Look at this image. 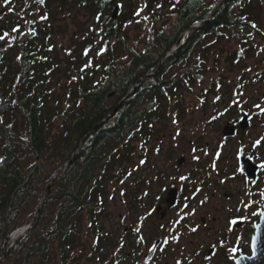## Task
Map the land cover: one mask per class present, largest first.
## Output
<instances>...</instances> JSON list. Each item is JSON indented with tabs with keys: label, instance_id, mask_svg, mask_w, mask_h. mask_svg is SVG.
Wrapping results in <instances>:
<instances>
[{
	"label": "trees",
	"instance_id": "16d2710c",
	"mask_svg": "<svg viewBox=\"0 0 264 264\" xmlns=\"http://www.w3.org/2000/svg\"><path fill=\"white\" fill-rule=\"evenodd\" d=\"M218 1L148 0L156 19L167 3L176 16L173 21L168 18L156 30L153 43L146 42L142 49L126 40L123 11L115 18L100 13L96 14L101 18L100 27L69 48L63 68L51 51H45L46 58L38 61H32V54L24 55L20 78V71L10 75L0 64V264H78L84 236L93 240L90 254L96 252L100 263L111 261L113 236L105 223L106 202L111 183L122 184L126 179L122 164L131 158V142L141 135L147 141L156 131V124L164 119L177 90L186 87L184 79L190 78L192 70L195 80L203 78V63L211 46H217L230 31L248 40L257 30L251 6L263 0H222L217 5ZM216 6L209 20L190 30L183 43L162 59L184 31L207 19ZM95 35L101 38L96 40ZM192 60L197 63L181 77L173 72L175 66ZM137 80L136 89L55 175L34 225L8 246L12 233L35 217L53 174ZM188 80L189 85L194 81ZM29 155L34 160L24 161ZM33 198L34 212L21 219Z\"/></svg>",
	"mask_w": 264,
	"mask_h": 264
},
{
	"label": "rangeland",
	"instance_id": "374dc122",
	"mask_svg": "<svg viewBox=\"0 0 264 264\" xmlns=\"http://www.w3.org/2000/svg\"><path fill=\"white\" fill-rule=\"evenodd\" d=\"M120 1V9L125 13L122 19L124 29H126L124 35L130 45L136 49L144 48L146 42L153 43L156 30L164 26L168 18L173 21L176 16L172 13L173 6L168 5V3L162 6V15H157L158 19H156L147 5L148 0ZM211 1L209 0V2ZM255 3L251 6V9L252 14L256 16V32L250 34L248 40H244L235 37L233 31H230L220 39L217 46H211L203 63V78L190 86L186 85L185 88L180 87L181 89L177 90L176 95L167 107L164 119L156 124V131L147 141H145V136L141 135L137 136L138 140L131 142L133 146L131 158L122 164L127 167L126 179L122 184L111 183L110 185L109 197L106 202L107 215L105 217L108 229L116 227L117 223L119 224L120 221L117 222V215H125L130 210L129 200L134 205L132 212L138 213L146 210L147 200L143 197L144 183L148 180L157 179V167H163L160 172H168L174 165L180 175L181 173L191 174L193 172L194 180L196 179L195 175L200 174L195 166L200 169L201 167L210 169L211 166L217 163L220 166L221 174L230 176L234 171L231 153L234 152L235 147H238V136L227 139V142L219 147L217 146V137L221 132V128L224 127L226 119L232 118L237 121L240 117L241 112H237L238 107L251 116L250 124L245 132L247 144L251 145L264 136V111H262L264 109V0ZM159 6L157 4L156 7ZM54 10L51 22L48 21V23H51L50 29L55 34L54 40L57 45L55 49L59 50L58 54L61 58H65L67 48L72 49L75 44L90 38L95 33H93V29L97 30L100 25H96L92 18H88L87 10L78 11V7L74 4L66 8L57 7ZM29 21V19H24L23 25L25 28V23H29ZM100 38L99 35L94 36L96 40ZM213 38L217 37L213 36ZM210 40H213L210 42H214V39ZM236 51L241 53L238 54ZM230 54L234 56L229 57ZM99 57H101L100 54L97 58ZM192 63L195 64L197 61L192 60L188 67ZM60 66L63 68L64 63ZM101 66H103V63ZM184 69V66L181 65L174 68L173 72L176 71L177 73V70L184 71ZM256 74L261 76L253 79ZM73 80H75V77ZM257 105L261 107L257 108ZM228 108L229 112H227ZM190 140L195 142V145L189 144ZM217 148L224 153L223 157L220 152L215 151ZM253 152L257 153V160L264 163V141ZM182 155L186 157V162L183 166L178 167L176 162ZM226 159L228 162H226ZM27 160L33 161L34 157L25 156L24 161ZM192 160H195L196 163ZM198 160H203V162ZM142 161L143 163H141ZM35 162L37 164L36 160ZM151 164L156 166L152 171H150ZM225 167L227 168L226 171ZM259 176V182L255 183L254 187L264 203V168H260ZM166 180V184L168 181L175 182L170 177H166ZM176 180L177 183L181 179L177 177ZM227 182L229 186H234L236 191L239 190L237 187L241 186L237 181L227 179ZM138 185H142L143 188L137 189ZM132 189L142 194V197L139 198L138 194L132 192ZM242 191H247V189ZM201 196L202 194L199 191L192 199V202L195 203H191L181 212L198 215L207 213L210 202L206 199L200 202ZM35 199H31L26 204L21 219L29 218L34 212L36 208ZM133 199L136 203L133 202ZM237 199L240 202L242 201L240 195ZM212 201L215 203L216 199ZM135 205L138 207L135 208ZM240 209L243 217L246 218L249 213L248 201L244 202ZM252 210L254 211L255 208ZM222 214L219 215L218 220V226L220 227L225 225V221L227 222L225 210H222ZM254 222L255 219L247 221L243 230L239 232L234 230V233L227 235L229 241L234 242V244L238 243V238L241 243L249 241V236L252 234L251 227ZM126 225L127 221L123 220L118 226L119 230H122ZM92 241L88 236L83 237L84 245L78 252V264H101L100 259L96 257L97 253L92 252L90 254L89 252ZM246 248L248 249V243ZM89 255L92 257L88 258ZM93 257L95 259H92Z\"/></svg>",
	"mask_w": 264,
	"mask_h": 264
},
{
	"label": "flooded vegetation",
	"instance_id": "af4514ba",
	"mask_svg": "<svg viewBox=\"0 0 264 264\" xmlns=\"http://www.w3.org/2000/svg\"><path fill=\"white\" fill-rule=\"evenodd\" d=\"M73 4L78 7V11L87 10L88 18H92L96 25H100L101 21V18H98L96 14L103 13L111 16L116 5L119 6V13L120 10L122 11L120 0H8V3L0 0V36H4V39H0V64L7 67L10 75L20 71L18 77H21V72L24 69L22 58L26 54H32V61L34 59L38 61L40 58L45 59L49 51L54 56L57 45L54 40L55 34L50 29L51 23L48 21L51 22L54 9L57 7L66 8ZM24 19L30 20L29 23H25L26 28L23 25ZM102 19L104 18L102 17ZM94 32H96L95 28ZM5 33L8 35L5 36ZM183 40L184 38L180 44L183 43ZM56 51L55 55L60 65L64 63L61 60L64 57L61 58L58 54L59 50ZM68 53L69 48H67L65 56ZM179 66L181 65H177L175 68ZM183 66L184 71L177 70L179 76H182L188 68H192L188 67V64ZM194 72L195 70H192L190 78L184 79L186 85H189L186 82L189 81L188 79H194L193 83L197 81L194 78ZM256 75L253 76V79L261 76ZM227 112H229V108ZM237 112H241L237 121L232 118L226 119L225 125L217 137V146L219 147L227 142V139L238 136V147H235L234 152L231 153L234 171L230 176L228 174L223 176L217 163L210 169L202 167L200 169L195 166L200 174H196L194 180L193 172L180 175L173 164H171L173 168L168 172H160L163 167H157V179L144 183L143 197L147 200L146 210L138 213L132 212L134 205L129 200L130 210L127 211V214L116 216L117 222L120 221L119 224L126 220L127 225L122 230H119L118 223L114 228H107L113 236L110 249L111 261L105 259L101 264H236L240 256L251 254V237L264 207L262 197L254 187L260 179L261 163L257 160V153L253 152L258 146L254 147V143L248 145L245 139V132L250 124L251 116L245 110H240L239 107ZM244 116L247 118L245 123L242 120ZM227 128H230L228 131L233 130L234 132L226 135L225 129ZM191 143L195 145L192 140L189 144ZM215 151L220 152L218 148ZM220 153L223 157L224 153ZM244 156L250 158L254 164L253 169L256 168L255 176L252 179L241 169V161L244 163L246 161ZM192 161L196 163L195 160ZM198 161L203 162V160ZM185 162L186 157L182 155L178 158L176 165L181 167ZM226 162H228L227 159ZM154 167L156 166L151 164L150 171L154 170ZM248 170L251 171V169ZM166 177L173 178L175 182L168 181L166 184ZM177 177L180 179L184 177V179L176 183ZM227 179L240 183L241 186L237 187L239 190L236 191L234 186H229ZM141 186L138 185L137 189H142L143 186ZM243 189H247V191H242ZM199 191L202 194L200 202L203 199L210 202L207 213L198 215L181 212L191 203H195L192 202V199ZM132 192L138 194L139 198L142 197V194L133 189ZM238 195L241 197V202L237 199ZM214 199H216L215 203L212 201ZM247 201L249 213L244 218L240 207ZM133 202L136 203L134 199ZM140 202L141 199L138 202L139 205ZM137 207L135 205V208ZM222 210H225L227 222L225 221V225L220 227L218 220L219 215H223ZM254 219L249 241L241 243L239 238L237 244L229 241L227 235L234 233V230L236 232L243 230L245 223ZM247 243L248 249L246 248Z\"/></svg>",
	"mask_w": 264,
	"mask_h": 264
},
{
	"label": "water",
	"instance_id": "95a60500",
	"mask_svg": "<svg viewBox=\"0 0 264 264\" xmlns=\"http://www.w3.org/2000/svg\"><path fill=\"white\" fill-rule=\"evenodd\" d=\"M221 1L222 0H219L217 5H219V3ZM216 8H217V6L215 7L214 11L211 13V15L207 19H205V20H203L201 22H196L195 24H193L192 26H190L189 29L192 30V29H195V28L200 27L206 20H209L213 16ZM118 14H119V6L116 5L115 9L112 11L111 17L112 18H115V17L118 16ZM187 31L184 32L183 34H181V36L179 37L178 41L162 56V59L165 58V57H167V56H169L170 54H172L179 47L180 42H182V39L184 38V36L187 33ZM157 68H158V66L156 67V69ZM156 69L153 72H150V73L146 74L145 76H149V75L153 74L156 71ZM140 79H142V77H140ZM139 80H137V82L135 83L134 87L131 90H129V92L118 102V104L100 122H98L93 128H91V130L89 132H87L81 138V140L79 141V143L77 145V148H76L74 154L71 156V158L66 163H64L61 167H59L57 169V171L53 174L50 182L48 183L45 191L42 194V197L40 199L37 212H36L35 217L33 218V220L29 224H27L25 226H22V227H20L18 229H16L12 233L8 246H11L17 238H19L30 227H32L34 225V223L36 222V220H37V218L39 216L41 202H42L43 198L47 195V193H48V191H49V189L51 187V184H52V182L54 180L55 175L58 173V171L63 166L67 165L72 160V158L74 157L75 153L81 147V145L84 142V140L86 139V137L94 129H96L101 123H103L108 117H110L117 110V108H118L119 104L121 103V101L126 96H128L130 93H132L136 89ZM113 94H114V92H111L109 94V97L111 95H113ZM246 119H247L246 116H244L242 118V120H243L244 123H245ZM229 129L230 128L225 129V134L226 135L232 134L234 132L233 130L228 131ZM244 158L246 159L245 163H246L248 169H251V171L247 169L244 161H241V169L245 171V173L247 174V176L249 178L252 179L255 176L256 168L254 167V169H253L254 164L252 163V160L250 158H248L246 156H244ZM0 258H1V256H0ZM236 264H264V207H263V210L261 211V215H260L259 221H258V223L255 226L254 233H253V235L251 237V254H246V255L240 256L237 259Z\"/></svg>",
	"mask_w": 264,
	"mask_h": 264
},
{
	"label": "snow or ice",
	"instance_id": "6c2138e0",
	"mask_svg": "<svg viewBox=\"0 0 264 264\" xmlns=\"http://www.w3.org/2000/svg\"><path fill=\"white\" fill-rule=\"evenodd\" d=\"M5 3H8V0H4ZM253 27H255V25H253ZM15 30V29H14ZM5 36L8 35L7 33L4 34ZM0 39H4V36H0ZM257 108H260L261 106L260 105H257L256 106ZM262 111H264V109H262ZM262 141H264V136L260 137L259 139H257L255 142H254V147L255 146H258L262 143ZM143 163V161L141 162ZM261 168H264V163H261L260 165ZM181 179H184V177H181ZM193 231H195V229H193ZM235 251V250H234Z\"/></svg>",
	"mask_w": 264,
	"mask_h": 264
},
{
	"label": "bare ground",
	"instance_id": "6f19581e",
	"mask_svg": "<svg viewBox=\"0 0 264 264\" xmlns=\"http://www.w3.org/2000/svg\"><path fill=\"white\" fill-rule=\"evenodd\" d=\"M191 30V29H188V31ZM19 232V231H18Z\"/></svg>",
	"mask_w": 264,
	"mask_h": 264
}]
</instances>
